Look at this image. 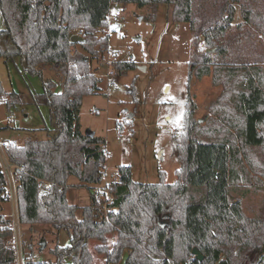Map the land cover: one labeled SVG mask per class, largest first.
<instances>
[{"label": "trees", "instance_id": "16d2710c", "mask_svg": "<svg viewBox=\"0 0 264 264\" xmlns=\"http://www.w3.org/2000/svg\"><path fill=\"white\" fill-rule=\"evenodd\" d=\"M111 1L0 0V56L19 58L24 73L41 77L43 92L31 94L28 103L48 106L55 122L53 136L5 148L19 166V219L66 229L71 240L51 249L53 259L31 264H94L95 253L106 264H264V0H120L151 5L152 19L158 3H168L170 17L188 23L193 38L184 127L175 136L177 180L168 183L161 173L159 182H139L130 165H120L108 183V201L93 191L104 176L106 140L83 132L80 113L84 96L102 82L91 60L107 50L110 35L98 30L107 25ZM237 3L240 22H234ZM77 28L84 41H72ZM133 66L114 61L111 73ZM206 76L220 91L197 118L192 87ZM5 96L9 108L27 103L17 91ZM71 176L93 191L89 205L69 203ZM250 187L262 191V209L254 216L243 204ZM6 189L0 170V202L9 200ZM9 223L0 215V264L15 260L6 246ZM112 233L117 238L109 245Z\"/></svg>", "mask_w": 264, "mask_h": 264}, {"label": "rangeland", "instance_id": "374dc122", "mask_svg": "<svg viewBox=\"0 0 264 264\" xmlns=\"http://www.w3.org/2000/svg\"><path fill=\"white\" fill-rule=\"evenodd\" d=\"M237 5L234 22L243 20L241 3ZM122 8L124 14L120 27L116 31L112 28L109 33L103 60H91L92 69L102 82L93 94L84 96L80 113L83 132L91 129L96 136L106 140L108 153L104 177L100 184L94 185L99 192H105L108 183L116 179L120 165L132 167L134 180L149 183L159 182L161 173H164L166 182L174 183L180 167L175 136L184 127L193 33L188 23L176 22L170 17L168 3H158L154 19L151 5L140 7L134 2L122 3ZM118 60L132 61L134 66L113 75L112 63ZM0 81L5 95L17 91L27 101L12 108L8 103L0 102V140H17L22 145L29 139L42 140L53 136L55 122L49 107L28 103L31 94L43 92L41 77L24 73L19 58L6 61L0 56ZM219 91L220 87L213 85L211 76L204 77L192 87L198 104L197 118L205 115L209 102ZM5 95L0 96L4 101L7 100ZM260 152L259 149L254 152L259 164L262 161ZM3 158L0 151V159ZM0 170L3 171L2 161ZM68 182L69 203L80 207L89 205L91 190L77 186L79 179L76 176H71ZM109 195L107 190L106 197ZM261 200L262 191L258 193L248 188L243 198L246 212L257 215L262 209ZM15 206L16 203L10 200L0 202V214L10 218ZM77 216L81 218V209ZM21 229L35 260L53 259L51 249L56 244L65 246L71 241L66 229L57 230L48 224L21 223ZM116 238V233L108 235V244ZM43 241L46 242L45 248L42 247ZM95 242L91 241L92 249L97 244ZM94 264H106L104 256L95 253Z\"/></svg>", "mask_w": 264, "mask_h": 264}, {"label": "built area", "instance_id": "2783aa9c", "mask_svg": "<svg viewBox=\"0 0 264 264\" xmlns=\"http://www.w3.org/2000/svg\"><path fill=\"white\" fill-rule=\"evenodd\" d=\"M122 3L120 0H112L109 4V13L107 17V25L98 30V32H102L104 34L112 33V28L114 31L120 27V20L123 17L124 10L122 8ZM75 33L82 36V31L77 28L75 29ZM0 102L7 103V100L4 101L3 98H0ZM12 120V118H11ZM10 145H19L17 140H0V151L4 154V158L0 159L3 164V173L7 179V189L6 192L9 195V200L13 203H16L12 215L10 216L9 227L12 229L13 233L6 239V246L15 252V260L9 264H31L32 261L35 260V256L32 251L25 245V240L23 238V232L21 229V223L19 220L18 208H17V188L20 185L19 179L16 176V170L19 168L17 164H14L8 160V157L5 155V148ZM5 151V153H4ZM104 177V176H103ZM44 186L43 183H40V187ZM105 192L97 191L96 199L101 200L106 198L108 201L111 198L106 197L107 189L104 188ZM108 210L107 207H105ZM17 210V211H16Z\"/></svg>", "mask_w": 264, "mask_h": 264}, {"label": "water", "instance_id": "95a60500", "mask_svg": "<svg viewBox=\"0 0 264 264\" xmlns=\"http://www.w3.org/2000/svg\"><path fill=\"white\" fill-rule=\"evenodd\" d=\"M71 39H72V41H84L83 36L78 35V34L73 35ZM85 134L88 135V136H95L96 133L93 130H91V129H87L85 131ZM45 246H46V242L43 241L42 247L45 248ZM193 253L197 255L198 259H200V260L203 259V255L196 248H194Z\"/></svg>", "mask_w": 264, "mask_h": 264}, {"label": "crops", "instance_id": "0c3cea01", "mask_svg": "<svg viewBox=\"0 0 264 264\" xmlns=\"http://www.w3.org/2000/svg\"><path fill=\"white\" fill-rule=\"evenodd\" d=\"M5 27V24H4V15H3V12H2V9H1V6H0V29H3ZM133 115V114H132ZM132 115H130V116H132ZM107 148V147H106ZM108 150V149H107ZM4 153H5V151H4ZM5 155H6V153H5ZM7 156V155H6ZM8 157V156H7ZM70 179V178H69ZM78 186V185H77ZM96 186V185H95ZM94 186V188L95 189H93V191H95L96 190V187ZM92 191V190H91ZM92 191V192H93ZM109 198H111V195H109ZM76 205V204H75ZM13 207V206H12ZM0 215H5V214H0ZM7 218H9L8 216H7ZM116 239H114V241H115ZM95 243H97V242H95ZM28 247L30 248V246L28 245ZM30 250H32L31 248H30ZM33 252V251H32Z\"/></svg>", "mask_w": 264, "mask_h": 264}]
</instances>
